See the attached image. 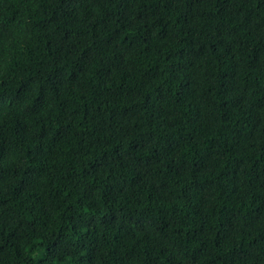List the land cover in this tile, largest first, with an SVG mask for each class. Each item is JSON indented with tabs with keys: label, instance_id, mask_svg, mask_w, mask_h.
<instances>
[{
	"label": "trees",
	"instance_id": "obj_1",
	"mask_svg": "<svg viewBox=\"0 0 264 264\" xmlns=\"http://www.w3.org/2000/svg\"><path fill=\"white\" fill-rule=\"evenodd\" d=\"M0 264H264V0H0Z\"/></svg>",
	"mask_w": 264,
	"mask_h": 264
}]
</instances>
